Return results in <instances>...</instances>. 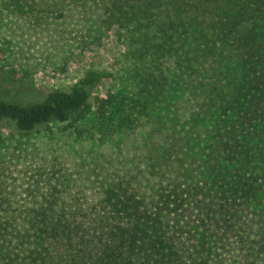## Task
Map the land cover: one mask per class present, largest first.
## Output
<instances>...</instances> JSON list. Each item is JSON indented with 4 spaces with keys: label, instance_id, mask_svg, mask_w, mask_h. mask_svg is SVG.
<instances>
[{
    "label": "trees",
    "instance_id": "trees-1",
    "mask_svg": "<svg viewBox=\"0 0 264 264\" xmlns=\"http://www.w3.org/2000/svg\"><path fill=\"white\" fill-rule=\"evenodd\" d=\"M19 20L112 32L126 85L92 105L114 74L91 68L41 103L0 100L17 126L0 132V264L264 262V0H0V51ZM69 139L84 167L53 149Z\"/></svg>",
    "mask_w": 264,
    "mask_h": 264
},
{
    "label": "rangeland",
    "instance_id": "rangeland-1",
    "mask_svg": "<svg viewBox=\"0 0 264 264\" xmlns=\"http://www.w3.org/2000/svg\"><path fill=\"white\" fill-rule=\"evenodd\" d=\"M52 27V32L37 30L30 22L19 20L11 25L12 32L2 33L10 44L5 47L6 53L0 51V100L26 106L41 103L50 91L69 89L91 68L114 74L113 78L104 80L96 88L92 105H95L96 98L106 97L109 91H117L126 85L123 48L112 32L102 42L95 43L88 36L83 38L80 33L76 34V30L74 32L69 25L64 30L60 25ZM12 69L16 71L14 79L17 82L5 74ZM25 71L32 75L29 77V80L32 78V85H22L20 80ZM0 132L6 136L13 135L17 126L8 120L0 121ZM52 145L69 167L76 169L78 165L83 166L78 160L83 159L82 154L89 150L88 146L70 139ZM84 171L80 170V173Z\"/></svg>",
    "mask_w": 264,
    "mask_h": 264
}]
</instances>
